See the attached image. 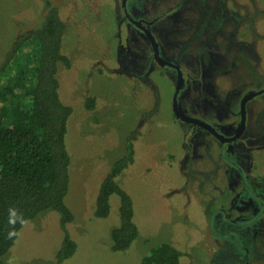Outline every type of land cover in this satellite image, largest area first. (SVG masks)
<instances>
[{
  "label": "rangeland",
  "instance_id": "rangeland-1",
  "mask_svg": "<svg viewBox=\"0 0 264 264\" xmlns=\"http://www.w3.org/2000/svg\"><path fill=\"white\" fill-rule=\"evenodd\" d=\"M177 1L146 0L145 11L166 12ZM206 1L210 13L206 8L199 11L203 0L183 1L193 2L192 9L180 7L176 29L163 44L166 57L206 81V93L212 97L211 105L199 104L191 90L186 99L177 98L178 112L226 124L241 91L264 84V0ZM119 2L0 0V61L20 32L40 23L48 5L58 8L64 23L60 48L70 59L68 68L58 65V95L72 107L65 134L70 163L64 202L73 219L62 225L55 211L40 212L21 226L3 260L7 264H138L150 248L168 242L181 252L178 264H242L244 256L246 264H264V215L255 226L252 220L244 226L220 219L221 207L236 215L223 170L227 159L218 156L220 148L207 134L203 137L208 144L202 142L199 156L185 166L180 142L187 122L173 117L171 102L177 76L159 62H150L152 47L144 34L136 35L130 23L120 29ZM208 14L214 20L224 14L222 26H210L205 21ZM191 28L193 33L194 28L199 31L198 39H190L184 50ZM201 48L221 55L222 68L214 77H204L213 72L195 63ZM146 65L150 67L143 74ZM251 73H259L260 81ZM87 97L94 98L92 110L84 105ZM246 123L251 134L264 136V94L249 101ZM131 133L134 159L116 181L131 198L138 234L125 250H112L110 230L118 224V197L109 196L105 218L93 215L95 198L111 164L124 154ZM258 156L259 169L253 174L264 178V147ZM66 235L74 240L75 250L57 261Z\"/></svg>",
  "mask_w": 264,
  "mask_h": 264
},
{
  "label": "trees",
  "instance_id": "trees-1",
  "mask_svg": "<svg viewBox=\"0 0 264 264\" xmlns=\"http://www.w3.org/2000/svg\"><path fill=\"white\" fill-rule=\"evenodd\" d=\"M40 23L20 32L0 61V264L14 239H7L9 208L25 220L45 210L55 211L61 224L73 215L64 202L70 163L65 145L67 120L72 107L58 95V65L70 66L61 51L64 23L58 8L48 5ZM94 98L84 100L92 110ZM134 133L126 141L124 154L115 160L100 182L93 215L105 218L109 196L118 197V224L110 230L112 250H125L137 237L130 196L116 178L134 159ZM22 225L15 226L17 232ZM75 242L64 236L56 253L61 261L71 256ZM181 252L168 242L150 248L138 264H178Z\"/></svg>",
  "mask_w": 264,
  "mask_h": 264
},
{
  "label": "flooded vegetation",
  "instance_id": "flooded-vegetation-1",
  "mask_svg": "<svg viewBox=\"0 0 264 264\" xmlns=\"http://www.w3.org/2000/svg\"><path fill=\"white\" fill-rule=\"evenodd\" d=\"M183 1L185 0H178L175 3V6L169 7L166 12L165 10H158L155 11L152 15H148L145 11V7L147 5L146 0H120L117 5V15L119 14L118 19H120L119 27L121 26L120 29L124 30L126 27V23H130L136 35H139L141 33L144 34L148 39L149 36L147 33L150 32L157 43L159 55L158 59L157 57H155L152 51L150 62H152L153 60L159 62L163 65V67H166V69H171L172 72H174L175 76H177L176 67L179 68L182 78L181 85L176 94V101L178 97H183L184 99H186V95H188L191 90H194V101H197L199 104L211 105L212 97L209 96L208 93H206L207 89L205 85H207V82L198 80L199 78H195V76H193L191 73L192 69H180V65L176 61H173L166 57L168 55H166L167 53L164 49L163 43L164 41H168L170 31L176 29L179 12L178 10L180 9V7L181 9H192L191 3L193 2H191L190 5H187L186 3L183 4ZM200 2L201 1H199V3ZM206 4H208L207 1L203 0V5L199 9V11L202 8H206L205 10L209 12ZM208 8L210 10L215 9L209 6ZM126 13L130 18L127 17ZM224 16V14L220 15V18L218 20L221 22H219L218 20H214L208 14L206 16L208 19H205V21L211 24L210 26L221 27L223 24L222 18ZM135 21L137 23H135ZM198 21L200 20L198 19ZM197 22H194V24L196 25ZM202 22L204 21L202 20ZM179 28L181 27H177V29ZM191 29L192 31L190 32ZM191 29L188 31L189 34L184 40V50L189 48L191 44L189 43L190 39H198L199 31L194 28L195 32L193 33V28ZM201 49L202 50L198 49L199 54H196L195 63L198 62L199 64H201L202 66L199 65L201 69L204 67L205 70L213 72V75L209 76L206 74L204 75V77H214L222 68L220 65L221 55L213 54L207 50H203V48ZM168 63L175 65L176 67L171 66ZM149 67L150 65L144 66L142 73H147ZM262 76L259 73L258 75L251 73V78L257 82L260 81ZM143 78L144 81L147 80L146 76H143ZM176 84H178L177 77L174 85L176 86ZM241 92L242 94L239 96V100L236 104L238 106L234 107V112H231L230 120L226 124H221L217 120L206 121L201 118H193L183 115L185 119L182 120L187 122V126L186 129L184 128V130H181L182 137L180 148L183 151V157L185 158L184 164L186 166L187 164H190V160L199 156V145H201L204 141L206 145L208 144V139L203 136L207 134H211L213 136L212 138L215 141V145L220 148L218 151V156L220 158L227 159V162L224 163L225 165L223 167V170L227 173L229 184L231 187V194L233 195L232 199L229 200V204L232 205L234 210H236V215L231 216V213L229 211L227 212L226 208H219L220 219H223L225 222H232L234 220L243 222L244 226L249 225V223L246 222H250V220H252L255 222L253 224L255 226L261 224L262 220L260 219L264 215V178H262L260 175L253 174V172L259 169V160L261 161V159H259L258 153L264 147V136L261 135L258 137L254 134H251L249 132L252 131L251 127H249L250 125L246 123V120L248 118L249 101H252L257 95L261 96L264 94L263 81L256 88L243 89ZM173 94L174 92L172 93V97ZM173 117H175L174 114ZM258 118L256 119V121L258 120ZM203 123H206L207 125ZM200 128L204 129L205 133L204 131L200 133ZM237 206L240 208H238ZM241 208L245 212H243ZM245 208L249 210H246ZM217 223H219V221L216 220L215 228L217 226ZM246 257L247 256H244L245 259L242 258L243 260L240 258V260H242V264H246Z\"/></svg>",
  "mask_w": 264,
  "mask_h": 264
},
{
  "label": "water",
  "instance_id": "water-1",
  "mask_svg": "<svg viewBox=\"0 0 264 264\" xmlns=\"http://www.w3.org/2000/svg\"><path fill=\"white\" fill-rule=\"evenodd\" d=\"M126 15H127L128 18H130L129 15H128L127 13H126ZM131 20H132V19H131ZM135 23H137V22L135 21ZM147 34H148L149 39H150V44H151V47H152V51H153L155 57H157V58L159 59V55H158V46H157V43H156V41H155V38L153 37V35H152L150 32H148ZM168 64L171 65V66H175V65H172V64H170V63H168ZM175 67H176V66H175ZM176 69H177V82H178V84H176V86H175V88H174V94H173V97H172V111H173V114H174V116H175L176 118L182 120V119H185V118H184L183 115H181V114L178 112V110H177V108H176V94H177V92H178V90H179V87H180V85H181V78H182V76H181V71L179 70V68L176 67ZM190 120H192V119H190ZM198 122H201V121H198ZM203 124L207 125L206 123H203Z\"/></svg>",
  "mask_w": 264,
  "mask_h": 264
},
{
  "label": "clouds",
  "instance_id": "clouds-1",
  "mask_svg": "<svg viewBox=\"0 0 264 264\" xmlns=\"http://www.w3.org/2000/svg\"><path fill=\"white\" fill-rule=\"evenodd\" d=\"M20 224L22 226L26 225L28 223L27 220H25L22 213H19L16 208H9L8 210V224L10 225V229L7 232V239L12 240L19 236V233L16 230V225Z\"/></svg>",
  "mask_w": 264,
  "mask_h": 264
}]
</instances>
